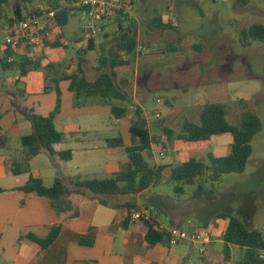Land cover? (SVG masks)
<instances>
[{
	"label": "rangeland",
	"instance_id": "374dc122",
	"mask_svg": "<svg viewBox=\"0 0 264 264\" xmlns=\"http://www.w3.org/2000/svg\"><path fill=\"white\" fill-rule=\"evenodd\" d=\"M19 1L9 0L5 5L7 19L13 17ZM43 4L44 0H32L23 5L24 12ZM155 11L165 21L177 20L179 24L165 30L164 38L157 44L141 49L147 60L139 59L138 66L135 65L136 58L132 60V72L122 70V73L116 74L125 99L113 101L128 108L133 115L139 111L152 135L160 136L161 145L152 151L153 158L149 162L174 166L185 162L188 148L181 144L178 135L185 122L200 123V112L208 104L227 105L228 121L239 125L242 117L240 101L245 100L263 123V130L252 141L253 153L245 171L224 174L218 182L206 183L207 189L215 191L213 201L194 198L199 181L195 185L179 184L185 188V194L181 196L174 192V185L178 183L168 185L161 182L152 188L151 193L163 195L171 207L167 210L168 216L162 215L161 219L164 222L173 219L187 230L207 228L214 239L223 233L227 224L226 220L214 219L215 214L228 212L243 220L250 229L264 232V42L251 41L245 45L241 39L243 30L256 24L264 25V0H248L245 4L239 0H137L131 18L126 19L147 22ZM83 25L80 16H71L62 28V39L66 42L63 44L67 48H60V52L47 49L45 56L39 57L41 68L28 73V81L34 83L39 80L43 83L40 89L42 93L27 96L25 91L26 97H21L23 84L19 71L5 73L1 68L0 90L20 95L16 99L22 107L49 116L59 99L55 80L61 79L64 74H71L78 61ZM110 26L113 27L107 32L113 35L116 22ZM104 37V31H100L95 37L96 42ZM4 45L5 37L0 33L1 50ZM194 46L200 47V51L193 49ZM170 47L174 50H169ZM101 53L97 44L96 49L85 56L84 68L90 79L97 76ZM52 64L54 68L46 69ZM59 89L61 109L54 123L56 129L64 133V141L55 145V149L71 150L73 157L66 161L58 155L42 153L31 160L32 171L41 172L48 186H51L53 176L60 174L107 178L111 176L110 165L116 164L122 169L127 163V156H121L111 147L107 148L106 140L121 138L126 146L131 145L129 128L132 120L115 118L110 107L101 104L97 98L82 99L78 103L75 94L69 91L67 81H61ZM11 100L12 97L0 96V127L9 138L6 145H11V149H24L20 136L31 133L32 124L15 110ZM160 100L163 104L158 103ZM157 113L161 117H157ZM164 126L173 131L169 141L160 134ZM231 142L230 134L214 136L201 161L209 165L210 154L226 156L230 152ZM145 195L138 196L139 207H146ZM206 221L207 226L204 225ZM201 248L200 244H195L193 248L174 246L170 261L190 264L192 260L195 264H203L199 257ZM223 249L224 244L219 239L217 250L222 253ZM239 253V249H236L234 260Z\"/></svg>",
	"mask_w": 264,
	"mask_h": 264
},
{
	"label": "trees",
	"instance_id": "16d2710c",
	"mask_svg": "<svg viewBox=\"0 0 264 264\" xmlns=\"http://www.w3.org/2000/svg\"><path fill=\"white\" fill-rule=\"evenodd\" d=\"M31 1L20 0L17 2L13 17H21L25 13L23 5ZM8 2L9 0H0V25L13 18L7 19L5 13V5ZM239 2L245 4L248 3V0H239ZM70 18L71 15L67 13L59 14L54 21L55 25L63 28ZM155 20L158 21L159 18L156 17ZM163 26L171 27L170 24ZM134 31V28H130L116 35L110 44L103 48L96 68L98 73L94 79L88 77L84 64L87 53L94 50L93 40L95 38L91 40L88 48H80L77 52L78 61L71 74H64L61 79L55 80L59 99L56 108L49 116L37 114L34 109L21 107L16 100H12L13 107L31 122L32 132L21 137V144L24 148L23 156L11 159L8 165L10 173L14 176L29 175L25 185L18 188L19 191L47 198L53 209L59 215L65 216V219L79 218L80 211L71 201L73 195H78L115 210L127 211V221H129L131 211L140 208L138 196L146 194L144 204L149 208L152 217L142 221L146 228L143 245L150 249L157 244L169 245L168 233L161 232L156 227L162 215L168 216L167 210L171 208L163 195L151 193L152 188H156L161 182L168 185L178 183L174 185V192L181 196L185 194V188L179 184L195 185L199 181L198 188L194 191V198L213 201L216 197L215 191L207 189L206 183L209 181L218 182L224 174L243 173L245 171L253 153L252 141L263 130V123L259 115L249 107L245 100L240 101L242 117L239 125L231 124L228 121L227 105L208 104L200 112V123L185 122L181 133L178 135V139L185 146L193 148L189 151V159L177 166L151 164L149 159L153 158L152 144L159 146L160 136L151 134L150 129L147 128L146 119L139 111L133 115L128 108L113 102L114 100L125 99V94L119 88L115 76L122 73V70L132 72V58L137 50V39ZM61 39L62 34L47 43L46 48H66ZM241 39L245 45H249L251 41L264 42V25L256 24L243 30ZM11 53V50H1L0 47V68L2 71H19L20 77H24L31 70L41 68L38 57L36 60H30L27 57L17 56L13 63H8L7 57ZM43 56L45 55L43 54ZM54 67L52 64L48 65L46 69L49 70ZM61 81L69 82V91L75 94L78 103L82 99L87 101L90 98H97L101 104L110 107L115 118L132 120L133 124L129 128L132 143L126 146L127 163L120 171L114 172L110 177L87 178L80 174L75 176L60 174L51 186H46L43 178L32 175L30 161L42 153H48L51 156L58 155L66 161H70L73 157L70 150L56 152L54 148L55 145L64 141V133L58 131L54 123L61 109V92L59 89ZM160 134L161 136L165 135L169 141L173 136V131L164 126L160 130ZM220 134L232 136L230 152L223 157H215L210 154V164L207 165L201 161V157L207 154L212 138ZM108 144L112 147L123 146V140L112 138L108 140ZM4 147L5 142L0 141V148ZM3 192L5 190L0 188V193ZM214 219L227 221L226 229L222 234L225 261H231L230 246H233L240 251L233 264H264V232L250 229L243 220L228 212H219L215 214ZM170 225L179 227L173 219H170ZM204 225L207 226L208 222L206 221ZM62 227V223L52 226L44 238L31 233L26 236L44 250L58 239ZM81 243L92 245L93 241L82 239Z\"/></svg>",
	"mask_w": 264,
	"mask_h": 264
},
{
	"label": "crops",
	"instance_id": "0c3cea01",
	"mask_svg": "<svg viewBox=\"0 0 264 264\" xmlns=\"http://www.w3.org/2000/svg\"><path fill=\"white\" fill-rule=\"evenodd\" d=\"M156 17L159 18L158 21L155 20ZM115 22L116 31L113 35H109L107 31L114 26L110 25ZM166 24H170V22L165 21L157 11L147 22H132L126 18L108 20L101 25V31H104L105 37L98 43L94 39L93 48L95 50L98 44L102 52L103 48L109 45L116 35L134 28L137 50L132 60L136 58L135 65L137 64L138 66L139 59L147 60V56L142 55L141 49H148L152 44H157L160 39L164 38L165 30L173 28L171 24L169 28L164 27L163 25ZM59 31L62 35L64 34L62 28H59ZM60 48L63 47L50 49L60 52ZM194 48L200 51V47L194 46ZM169 50L173 51L174 49L170 47ZM28 77L29 74L20 77L23 84L20 91L21 97H26L25 91L27 96L34 93H42L40 89L43 83L39 80L33 83L30 80L28 81ZM3 95L12 97V100L17 102L16 97L20 96L14 92L0 90V96ZM158 103H161V100ZM22 136H20V140ZM7 138L0 127V141L5 142V147L0 148V188L5 190V192L0 193V264H175V261H170L172 257L171 249L174 246L157 244L150 249L144 247L143 240L146 235V228L141 221H133L132 219L127 221V211L115 210L96 201L86 200L81 196L73 195L71 201L79 209L80 216L77 219H65V216L59 215L53 209L47 198L19 191L18 188L25 185L29 175L14 176L10 173L7 162L15 157L21 158L23 149H11V145H6ZM108 140H106L107 148L111 147L114 152L121 156H127L124 143L123 146L112 147L108 144ZM181 144L183 143L181 142ZM159 146L152 144V151ZM187 148L189 159V151L193 148ZM55 151L61 152L65 150L57 151L55 149ZM30 166L32 175L43 178L46 185V179L41 172L32 171V161H30ZM109 168L111 174L121 170L116 164L110 165ZM57 176H53V182ZM59 223H62L63 227L58 239L44 250L26 236L31 233L44 238L50 228ZM159 223L171 226L170 220L169 222H164L160 218ZM176 224L183 228L177 221ZM226 226L227 224L224 226L223 232ZM222 234H219L214 239L212 238V242L203 247L205 249L203 259L210 264H233L235 261L234 253L238 248L230 246L231 261L224 260V249L222 253L217 250L219 239L224 244ZM82 239L91 240L93 244H82ZM177 246L193 248L195 244Z\"/></svg>",
	"mask_w": 264,
	"mask_h": 264
},
{
	"label": "built area",
	"instance_id": "2783aa9c",
	"mask_svg": "<svg viewBox=\"0 0 264 264\" xmlns=\"http://www.w3.org/2000/svg\"><path fill=\"white\" fill-rule=\"evenodd\" d=\"M135 0H44V4L37 9L27 10L21 17H13L0 25V33L5 37L3 50H11L7 57L8 63H13L17 56L36 60L42 56L54 38L60 37L59 27L55 19L59 14L67 13L71 16L78 15L84 21L79 46L86 49L90 42L101 31V25L108 20L118 18H131ZM172 26H177V20L170 21ZM62 44L66 43L61 39ZM64 45V44H63ZM81 48V47H79ZM157 117H161L157 113ZM133 221L149 220L152 215L147 207H140L130 213ZM161 232H167L169 245L200 244V261L210 264L203 259V248L212 242V232L207 228L187 230L181 227L166 226L159 223L156 227ZM190 264H195L190 261Z\"/></svg>",
	"mask_w": 264,
	"mask_h": 264
}]
</instances>
